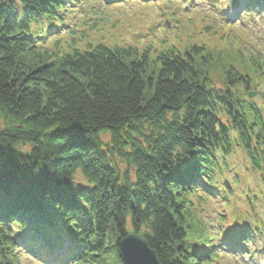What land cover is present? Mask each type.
<instances>
[{
  "label": "trees",
  "instance_id": "1",
  "mask_svg": "<svg viewBox=\"0 0 264 264\" xmlns=\"http://www.w3.org/2000/svg\"><path fill=\"white\" fill-rule=\"evenodd\" d=\"M127 1L150 0L101 3ZM177 1H205L231 30L264 12V0ZM97 2L0 0V264H122L133 232L162 264L263 253L264 51L232 31L220 47L64 40ZM237 148L258 188L241 213Z\"/></svg>",
  "mask_w": 264,
  "mask_h": 264
},
{
  "label": "rangeland",
  "instance_id": "2",
  "mask_svg": "<svg viewBox=\"0 0 264 264\" xmlns=\"http://www.w3.org/2000/svg\"><path fill=\"white\" fill-rule=\"evenodd\" d=\"M101 2H104V0H99L94 6H81L77 14L71 15L72 20L65 27V34H63L65 35L64 40L69 42L74 40L79 46H85L89 41L98 42L102 40L111 46L137 43L141 47L153 42V40L167 36L180 38L183 41L194 39L205 42L207 46L220 47L227 45V40L223 39V36H227L228 31H232L244 39L250 40L254 48L264 51V12L257 9L251 16H244L239 26L231 30L216 9L209 6L205 1L198 3V5L194 2L182 5V2L180 1V3L177 0H169L168 2L162 0L161 2L156 0L145 2L127 1L107 6ZM224 13L234 17L229 5L224 7ZM208 27L211 29L207 30ZM71 31H74L73 34H70ZM22 56L26 62H35L27 54ZM152 69H155L153 70L155 72L159 70L157 65L154 64L149 70V74ZM215 76L220 78L217 73ZM102 138L107 141L110 136L104 134ZM230 165L237 168L242 181L238 184L239 189L234 190L235 195L231 201V206L241 213L247 209L244 199V194L247 191L246 186L249 188L255 187L257 190L255 183L257 176L250 171L248 159L240 148H237L235 156L230 158ZM120 168L124 169L126 165L120 164ZM225 175L233 178L232 173ZM77 180L84 183L80 176ZM220 210L228 212L229 207H222ZM68 244L67 241L66 246ZM55 252L62 253V250L56 249ZM237 259L239 260L238 255L236 257H226L221 264H236L235 261H237V264H264V252L256 254L253 259L247 258L241 263ZM26 261H30V259ZM30 263L33 262L30 261Z\"/></svg>",
  "mask_w": 264,
  "mask_h": 264
},
{
  "label": "water",
  "instance_id": "3",
  "mask_svg": "<svg viewBox=\"0 0 264 264\" xmlns=\"http://www.w3.org/2000/svg\"><path fill=\"white\" fill-rule=\"evenodd\" d=\"M250 96H255V92H251ZM118 248L122 264H162L156 251L139 233L133 232L121 238Z\"/></svg>",
  "mask_w": 264,
  "mask_h": 264
}]
</instances>
